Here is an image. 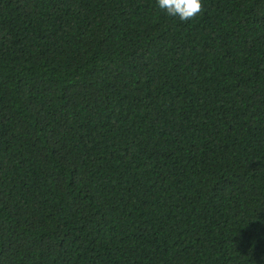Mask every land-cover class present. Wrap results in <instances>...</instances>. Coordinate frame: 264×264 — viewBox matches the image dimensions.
Listing matches in <instances>:
<instances>
[{"label": "trees", "instance_id": "obj_1", "mask_svg": "<svg viewBox=\"0 0 264 264\" xmlns=\"http://www.w3.org/2000/svg\"><path fill=\"white\" fill-rule=\"evenodd\" d=\"M0 0V264H264V0Z\"/></svg>", "mask_w": 264, "mask_h": 264}, {"label": "clouds", "instance_id": "obj_2", "mask_svg": "<svg viewBox=\"0 0 264 264\" xmlns=\"http://www.w3.org/2000/svg\"><path fill=\"white\" fill-rule=\"evenodd\" d=\"M157 3L169 16L182 21L196 17L203 8L202 0H157Z\"/></svg>", "mask_w": 264, "mask_h": 264}]
</instances>
